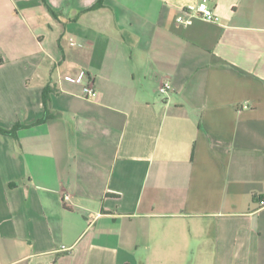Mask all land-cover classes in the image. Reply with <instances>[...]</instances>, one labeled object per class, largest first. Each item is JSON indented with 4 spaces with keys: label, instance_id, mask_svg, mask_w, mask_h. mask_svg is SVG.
<instances>
[{
    "label": "crops",
    "instance_id": "1",
    "mask_svg": "<svg viewBox=\"0 0 264 264\" xmlns=\"http://www.w3.org/2000/svg\"><path fill=\"white\" fill-rule=\"evenodd\" d=\"M45 117L0 133V264H264V0H0V126Z\"/></svg>",
    "mask_w": 264,
    "mask_h": 264
},
{
    "label": "built area",
    "instance_id": "2",
    "mask_svg": "<svg viewBox=\"0 0 264 264\" xmlns=\"http://www.w3.org/2000/svg\"><path fill=\"white\" fill-rule=\"evenodd\" d=\"M196 17H201L207 21L215 22L217 17L214 11L204 1L198 5H190L184 7L176 17V22L182 26L191 25ZM65 79L71 82H78L79 78L75 75L66 74ZM171 88L170 83H163L160 85L159 91L166 93ZM83 96L90 99H95L98 96L97 89L91 83H87L83 87ZM261 204L264 205V199L261 200Z\"/></svg>",
    "mask_w": 264,
    "mask_h": 264
},
{
    "label": "trees",
    "instance_id": "3",
    "mask_svg": "<svg viewBox=\"0 0 264 264\" xmlns=\"http://www.w3.org/2000/svg\"><path fill=\"white\" fill-rule=\"evenodd\" d=\"M46 93H48V88H45V96H46ZM45 120H46V117L43 119L37 120L34 123H29V124L18 123L10 129L0 126V133L16 136L19 129L24 128V127H29L34 124L42 123Z\"/></svg>",
    "mask_w": 264,
    "mask_h": 264
},
{
    "label": "rangeland",
    "instance_id": "4",
    "mask_svg": "<svg viewBox=\"0 0 264 264\" xmlns=\"http://www.w3.org/2000/svg\"><path fill=\"white\" fill-rule=\"evenodd\" d=\"M193 259H192V257L191 258H188V264H192L193 263V261H192Z\"/></svg>",
    "mask_w": 264,
    "mask_h": 264
}]
</instances>
